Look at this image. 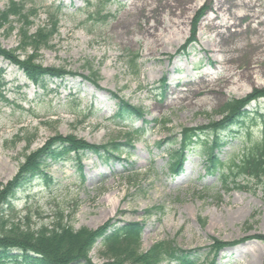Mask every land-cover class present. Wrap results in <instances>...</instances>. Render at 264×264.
<instances>
[{
  "label": "rangeland",
  "instance_id": "rangeland-1",
  "mask_svg": "<svg viewBox=\"0 0 264 264\" xmlns=\"http://www.w3.org/2000/svg\"><path fill=\"white\" fill-rule=\"evenodd\" d=\"M11 1L0 0V11ZM14 1L25 3L26 12L37 8L38 13L29 17L30 23L12 16L0 27L1 46L25 59L32 50L20 48L23 29L33 34L50 23L47 6L55 9L62 5L59 31L33 63L78 76H67L63 81L48 79L46 92L0 56L8 99L0 101L1 183L15 177L28 153L43 149L58 135L103 145L124 143L129 131L145 129L131 154L120 153L123 160H99L93 153H85L81 159L85 181L74 155L65 163L47 160L40 171L48 176L34 178L16 191L15 215L24 218L31 213L35 229L55 220L58 211L75 230L98 229L112 219L140 221L144 224L141 252L166 240L184 254L196 252L201 264H206L204 260H212L208 252L212 238H216L235 243L219 252L216 264H264V242L255 238L243 241L264 234V180L258 183L240 177L237 182L248 188L231 184L228 192L221 176L233 157L242 156L252 143L264 141V97L247 106L250 114L243 125L251 128L250 137L242 126L221 134L226 145L219 155L227 162L215 173L206 170L196 146L190 149L183 171L175 179L168 153L178 146L175 143L167 151L168 145H158L169 133L220 120L219 109L228 99L264 91V75L259 73L253 79L244 78L238 86L224 85L218 78L225 72L219 63L223 59L227 69L236 71H243L252 62L264 63V25L259 24L264 20V0H252L259 19L239 16L233 26L232 20L222 25V19L229 16H218L220 0H189L182 6V0H90L91 5L86 0ZM226 2L231 11L242 15L245 9L236 5L237 0ZM99 8L102 14H97ZM204 9L197 43L186 54L181 53L195 18ZM174 10L180 16L176 27L169 22ZM156 22L162 23L158 41L144 34L146 26ZM135 55H139L137 70L132 65ZM92 74L98 86L82 77ZM112 93L142 107L147 125L137 118L114 122L118 100ZM91 110L93 114L85 118ZM19 133L23 138L17 141ZM25 137L32 139L30 145ZM48 177L52 180L47 181ZM108 195L115 197L114 204L107 201ZM101 248L99 240L90 254L93 262L112 261L101 255Z\"/></svg>",
  "mask_w": 264,
  "mask_h": 264
},
{
  "label": "trees",
  "instance_id": "trees-1",
  "mask_svg": "<svg viewBox=\"0 0 264 264\" xmlns=\"http://www.w3.org/2000/svg\"><path fill=\"white\" fill-rule=\"evenodd\" d=\"M57 11L52 12L48 7L46 13L50 18V23L39 27L33 34L29 35L28 31L23 29L21 40L23 45L20 48L30 47L32 50V54H28L25 59H22L14 50L5 49L0 44V55L21 67L32 82L45 90L48 88L45 82L47 76L63 77V74L68 73L63 69L46 68L33 63L38 58L39 52L49 46L52 36L58 32L60 14ZM101 11L99 10L98 13ZM36 13L37 9L26 12L25 3L12 1L5 10L0 11V27L10 22L11 16H18L19 19L30 23L29 17ZM196 24L197 20L194 24L195 27ZM137 58L136 56L135 59ZM135 59L133 60V69L137 70ZM92 75L95 77V74ZM94 79L97 80V77ZM4 90L3 71H0V100L7 102ZM262 95H264V91H258L251 97ZM248 99H228L219 111L224 116L220 123L241 122L243 115L246 114L242 109ZM130 106L129 103L122 102L117 116L126 118L134 114L142 115L141 109ZM218 125V123H212L211 126L217 128ZM194 130L192 128L184 129L185 141L190 143L193 137H200V135H195ZM20 135V133L16 135L17 141L23 138ZM126 138L131 141L133 137L127 133ZM25 139L29 145L32 143L30 137H25ZM215 144L220 146V139H216L215 142L211 141L210 147L204 145V148H208V153L212 155ZM102 149L109 155L122 151L121 144L116 142L95 146L72 137L58 135L51 138L43 149L28 153L12 180L6 184L0 182V264H94L89 254L100 238L102 239L101 253L112 260L105 264H158L166 260L165 257L168 254L166 242L154 244L147 252L140 251L143 225L139 222L114 225L112 229H108L112 225L108 223L97 230L87 227L75 230L70 224L64 222L63 213L58 211L55 220L35 229L31 223V213L23 218L17 217L14 210L9 212L5 209V205L7 208L13 209L10 197L18 188L23 187L30 177H38L41 172L40 167L47 162V158L53 161L69 160L72 152L77 153L80 157L81 152H99ZM99 153L101 154V152ZM174 158L175 155L172 157V162L175 160ZM241 160L242 164H238L233 159L229 168H237L238 174L245 173L257 179L264 178V142L253 143ZM259 237L264 240V235ZM216 243V246L222 244L218 241ZM169 254L174 255V252ZM185 264H198V261H185Z\"/></svg>",
  "mask_w": 264,
  "mask_h": 264
},
{
  "label": "bare ground",
  "instance_id": "bare-ground-1",
  "mask_svg": "<svg viewBox=\"0 0 264 264\" xmlns=\"http://www.w3.org/2000/svg\"><path fill=\"white\" fill-rule=\"evenodd\" d=\"M189 0H182L180 1V6H182V4H187ZM168 3V6L171 7V4ZM177 5V4H176ZM236 5H240L242 6V8H244V12L242 13V15H239L238 12L236 11H231V8L227 5L226 0H220L217 3V14L218 16H223V14H226L229 16V18L227 19H222V22H224L222 25L226 26L227 23L230 22V20H235L236 18H238L239 16H241V18H246L247 16H249L252 20H256L259 19V15H257V12L254 11V4H252V0H237ZM170 9V8H169ZM169 11H172L169 10ZM171 17L169 18V22L170 24H174V27L178 26L180 24V16L177 12H171L170 13ZM222 14V15H221ZM175 17L174 18L172 17ZM231 26L235 25V21H233V23H231ZM260 25H264V20L259 22ZM215 26H217L215 24ZM230 25H228L229 27ZM160 27H162V23H158L156 22L155 25H147L145 30H144V34L146 36L151 37L154 41H158L156 39L157 37V32L160 30ZM262 31V30H261ZM263 34H264V30H263ZM221 68H225V72H223L220 76H218V78L222 81V84L224 85H235L238 86L242 80L244 78L249 79H253L255 78V74L259 73L261 75H264V63H260V62H252L251 64L247 65L246 68L243 71H236L235 69H227L226 67H228L226 61L223 59L221 61H219ZM257 63V64H256ZM256 64V65H255ZM212 82V81H211ZM115 197L113 195H108L107 196V201L109 203L114 204L115 203Z\"/></svg>",
  "mask_w": 264,
  "mask_h": 264
}]
</instances>
